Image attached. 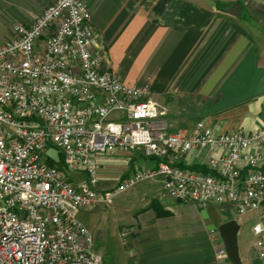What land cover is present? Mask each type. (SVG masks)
I'll list each match as a JSON object with an SVG mask.
<instances>
[{"label": "built area", "instance_id": "obj_1", "mask_svg": "<svg viewBox=\"0 0 264 264\" xmlns=\"http://www.w3.org/2000/svg\"><path fill=\"white\" fill-rule=\"evenodd\" d=\"M105 62L85 0H55L0 45V264H105L79 213L155 179L176 201L256 212L264 260V127L216 134L200 121L172 132L149 85L125 84ZM118 150L160 162L101 191L100 157ZM193 151L208 152L209 173L176 165ZM210 236L229 260L219 230Z\"/></svg>", "mask_w": 264, "mask_h": 264}, {"label": "crops", "instance_id": "obj_2", "mask_svg": "<svg viewBox=\"0 0 264 264\" xmlns=\"http://www.w3.org/2000/svg\"><path fill=\"white\" fill-rule=\"evenodd\" d=\"M54 1L0 0V45L10 39L14 25H31ZM85 3L92 13L98 46L106 52L104 69L127 85H149L172 132L190 134L200 121L216 134H251L264 127V0ZM207 156L208 152L193 151L176 165L209 171ZM159 162L122 150L102 156L99 190L113 189L138 168ZM243 171L246 175L247 169ZM85 177L73 182L78 185ZM147 182L141 191L124 193L128 201L139 196L130 207L120 209V203L113 202L79 213L96 244H104L108 264H116L110 235L120 245L119 264H232L218 258L210 236L211 229L219 230L230 219L240 226L243 264H264L254 249L255 241L247 245L242 235L243 223L252 216L259 219L256 212L240 217L227 204L203 209L171 199L160 179Z\"/></svg>", "mask_w": 264, "mask_h": 264}, {"label": "rangeland", "instance_id": "obj_3", "mask_svg": "<svg viewBox=\"0 0 264 264\" xmlns=\"http://www.w3.org/2000/svg\"><path fill=\"white\" fill-rule=\"evenodd\" d=\"M59 158H60V161H61V157H60V155H58V159H59ZM59 165H60V167H61L62 164L59 163ZM62 168H63V167H62ZM81 175L86 176L85 174H71V173H67V177L71 178L73 181H75V180H79V179L81 178ZM85 178H86V177H85ZM147 183H148L147 181H146V182H142V183L138 184L136 187L132 188L131 191H141L142 187H145V186L147 185ZM124 195H126V194L123 193V195L121 194L120 196H118V197L114 200V203H115V204L120 203V204H119V208H120V209H125V208H127V207H130L131 204H132L134 201H136V200L139 199V196H134V197L132 198V200H129V201H128V199H127ZM125 203H127V204H129V205H126ZM111 205H112V204H111ZM111 207H112V206H111ZM257 222H259V219H256V217L254 218V216H252V219L249 221V223H243V224H242V235H246V238L244 239V241H245V243H247V245H251V244L255 241V236L251 233L250 229H251L252 226L255 225ZM110 237H111V239L109 240V244L112 246V249H111V256H112V258H113V262H112V263L119 264V263H118V260H119V256H118V255H119V251H120V245H119L118 242H115V241H114L113 236L110 235ZM94 240H95V238H94ZM240 240H241V241L243 240L242 236L240 237ZM242 242H243V241H242ZM96 248H97L98 250H100V252H98V251L96 250ZM102 248H103V250L105 249L104 244L101 245V247H100V246H99L98 244H96V242H95V251H96L97 253L101 254V255L104 257L105 264H108L107 257H106V256H107V250L105 249L106 251H103ZM110 260H112V259H110ZM109 264H111V262H110Z\"/></svg>", "mask_w": 264, "mask_h": 264}, {"label": "water", "instance_id": "obj_4", "mask_svg": "<svg viewBox=\"0 0 264 264\" xmlns=\"http://www.w3.org/2000/svg\"><path fill=\"white\" fill-rule=\"evenodd\" d=\"M239 230L240 226L235 219H230L219 226V232L225 243L228 259L232 264H243L238 241Z\"/></svg>", "mask_w": 264, "mask_h": 264}, {"label": "trees", "instance_id": "obj_5", "mask_svg": "<svg viewBox=\"0 0 264 264\" xmlns=\"http://www.w3.org/2000/svg\"><path fill=\"white\" fill-rule=\"evenodd\" d=\"M60 157H61V161H60V163L62 164L61 165V168L63 167V158H62V156L60 155ZM181 168H184V167H181ZM63 169V168H62ZM184 169H186V168H184ZM191 170H195V171H199V172H204V173H209V171L208 170H203L202 168H193V169H191Z\"/></svg>", "mask_w": 264, "mask_h": 264}]
</instances>
